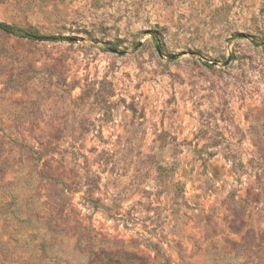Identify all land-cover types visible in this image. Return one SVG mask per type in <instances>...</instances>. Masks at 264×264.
I'll return each instance as SVG.
<instances>
[{
	"label": "rangeland",
	"instance_id": "obj_1",
	"mask_svg": "<svg viewBox=\"0 0 264 264\" xmlns=\"http://www.w3.org/2000/svg\"><path fill=\"white\" fill-rule=\"evenodd\" d=\"M0 23V264H264V0Z\"/></svg>",
	"mask_w": 264,
	"mask_h": 264
},
{
	"label": "trees",
	"instance_id": "obj_2",
	"mask_svg": "<svg viewBox=\"0 0 264 264\" xmlns=\"http://www.w3.org/2000/svg\"><path fill=\"white\" fill-rule=\"evenodd\" d=\"M0 31L11 36H18V34L21 32L3 23H0ZM25 37L40 42H60L64 40L60 37L41 36L35 33H26ZM153 40L157 42V37L155 35H153Z\"/></svg>",
	"mask_w": 264,
	"mask_h": 264
}]
</instances>
